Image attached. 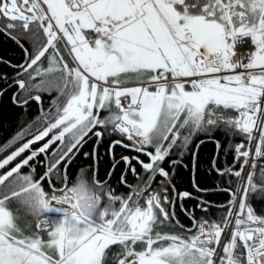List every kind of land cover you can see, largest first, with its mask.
<instances>
[{
	"label": "snow or ice",
	"instance_id": "1",
	"mask_svg": "<svg viewBox=\"0 0 264 264\" xmlns=\"http://www.w3.org/2000/svg\"><path fill=\"white\" fill-rule=\"evenodd\" d=\"M0 34V97L40 106L0 139V264H264V0H0ZM209 140L226 203L173 182Z\"/></svg>",
	"mask_w": 264,
	"mask_h": 264
},
{
	"label": "trees",
	"instance_id": "2",
	"mask_svg": "<svg viewBox=\"0 0 264 264\" xmlns=\"http://www.w3.org/2000/svg\"><path fill=\"white\" fill-rule=\"evenodd\" d=\"M0 56L5 60H11L13 64L19 63L22 60L23 53L19 49V47L12 42L10 39H7L3 34H0ZM8 73L12 74V69L9 68L6 64H0V74ZM0 87H6L3 82H0ZM12 91L9 90L4 96L0 97V119L3 121L2 127H0V139L10 136L16 131L18 122H21L25 119H28L29 116L34 117L40 111V106L33 103L31 104L26 111L16 108L11 103ZM49 101L47 98L45 99L43 107H47ZM23 112V114H21ZM217 139L221 141V143L225 142V137L222 133L217 134ZM234 143H238L239 139L233 141ZM118 147L115 148V152ZM107 151V146H100L98 152L102 158H105L104 163L99 162L100 171L102 172V168L104 167V171L110 167L109 157L105 155ZM91 152V151H90ZM217 148L214 142L209 140L204 145L201 146L199 150V154L196 161L190 163V156H186L184 158L183 163L188 165V167H177L176 174L174 178V184L177 189L181 192L189 191L192 193L194 197L202 196L204 199L212 201L216 204L226 203L228 197L220 188L223 187V183L215 173H212L209 169V164L213 157L216 155ZM81 160L83 165H91V158L85 159L82 153L77 156L75 161ZM232 156L231 154L225 156L223 153L220 154L219 163L220 165H227L231 162ZM198 163V167H197ZM77 163V167H79ZM76 167V170L79 169ZM81 168V167H80ZM84 168V167H82ZM87 168V167H86ZM200 186V188L206 189L207 194L197 192V190L193 187V181ZM197 203L196 199H187L184 201V205L186 208H195ZM257 209H264V202L257 201L255 204ZM177 213L179 220L184 224H189L190 222L184 216L182 212H180L179 206H177ZM213 218L220 215L219 211L216 208L209 209ZM196 216L199 217L203 215L201 211L197 208L195 212Z\"/></svg>",
	"mask_w": 264,
	"mask_h": 264
},
{
	"label": "flooded vegetation",
	"instance_id": "3",
	"mask_svg": "<svg viewBox=\"0 0 264 264\" xmlns=\"http://www.w3.org/2000/svg\"><path fill=\"white\" fill-rule=\"evenodd\" d=\"M0 57H1V56H0ZM102 146H103V147H104V146H107V143L102 144ZM92 147H93V141H89V143L86 144V145L83 147V149L81 150L82 155H83V152H90V151L92 150ZM114 152H115V149H114ZM121 154H124V155H134V153H130L129 151H127V150H125V149H123V148H120V147L118 146V148H117V150H116V152H115L116 158L118 159L119 156H120ZM83 157H84V156H83ZM76 158H77V157H76ZM76 158H75V159H76ZM75 159L73 160V162H72V164H71V166H70V168H69V173H70L71 176H75V174H76V173L79 171V169H81L82 167H84V168L89 167V165H88V166H87V165H86V166L83 165L81 160L75 161ZM104 161H105V158H102V159H101V162L104 163ZM109 161H110V165H111V160L109 159ZM99 162H100V161H99ZM77 163L80 164V165L78 164L79 167L76 166ZM76 167L79 168V169H77V171H75V170H76ZM80 167H81V168H80ZM121 168H122V165H121ZM99 169H100V167H99ZM103 169H104V167L102 168V172L99 173V175H100L101 177L105 176V174H106V172H103V171H104ZM89 174H90V173H89ZM119 174H120V169L118 168V170H117V172H116V174H115V176H114V178H113V180H112V183H113L114 185H115V184L117 183V181H118ZM132 180H133V178L131 177V174H129V181L132 182Z\"/></svg>",
	"mask_w": 264,
	"mask_h": 264
}]
</instances>
